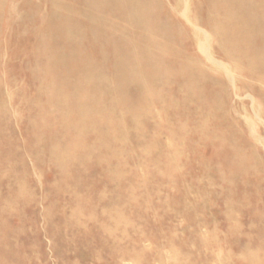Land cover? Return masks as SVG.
I'll return each mask as SVG.
<instances>
[{
  "label": "bare ground",
  "instance_id": "1",
  "mask_svg": "<svg viewBox=\"0 0 264 264\" xmlns=\"http://www.w3.org/2000/svg\"><path fill=\"white\" fill-rule=\"evenodd\" d=\"M17 1L30 4L32 0H0V22L6 18L2 11L4 6ZM39 1L45 3L42 9L44 12L40 18L36 15L32 16H34L35 22H40L41 27L31 34V37L36 41L32 50L34 53H39V57L34 59L32 57V60L34 69H41L43 74L37 85L39 87L38 94L30 104L29 111L37 121L34 120L36 133L39 132L40 125H44L47 132L54 134V132L60 131L64 133L63 137L68 138L57 143L61 144L62 147L54 149V147L50 148L49 146V159L52 164H66L72 159L80 161L77 166L84 164L85 159L91 156L90 151L95 149V145L89 146L81 143V140L87 137L90 131L97 145H101V141L109 138V134L113 133L115 127L121 133L128 130L121 127L122 120L126 118L129 129L134 130L133 133L135 134L139 119L144 122L153 117L152 105L162 104L163 109L168 113L172 110L174 103L179 101L181 107L175 110L179 112L178 117H176L178 121L173 118L174 126L171 125V121H167L166 130L171 135L178 132L181 138L190 136L193 146L202 141L208 144L207 156L203 158L201 154L202 162L199 165L203 169H208L213 178L210 180V184L213 185V182L215 187L212 197H214L213 200H216L215 206H220L215 214L218 219L222 218L220 222H214L213 227L216 232L221 224L226 227L227 238L224 239L223 243L228 251L227 264H264V137L257 135L253 127L254 119L260 125H264V0ZM28 14L30 15V13ZM189 14L192 17H189ZM185 40L189 41L188 46ZM86 41L91 42V48L96 53H85ZM196 42H198L197 45ZM209 42H211L210 48ZM195 46H197L199 53L194 50ZM213 53L220 60L216 56L214 57ZM89 54H94L95 59ZM233 96L235 97L234 102H232ZM156 116L151 120L153 121ZM146 143L148 144L147 141ZM109 159L107 158V161ZM35 160L33 161L35 162ZM137 160L139 159L137 158ZM137 162L139 163L140 160ZM16 179L15 181H17ZM139 197L142 198L143 196L139 195ZM11 199L13 200V198ZM129 200L132 202L131 199ZM189 206L191 208V205ZM4 207L2 204L0 205V212L4 211ZM124 208L123 211H125ZM21 211L23 210L21 209ZM95 211L93 212L95 213ZM78 215L81 214L78 213ZM72 217L75 218L76 216L73 215ZM115 225L119 224L115 223ZM100 229L104 230V228ZM102 248L104 249V247ZM18 252L17 250V254Z\"/></svg>",
  "mask_w": 264,
  "mask_h": 264
},
{
  "label": "rangeland",
  "instance_id": "2",
  "mask_svg": "<svg viewBox=\"0 0 264 264\" xmlns=\"http://www.w3.org/2000/svg\"><path fill=\"white\" fill-rule=\"evenodd\" d=\"M44 6L45 3L39 0H32L30 4H25L21 1H17L13 4H6L4 6V9L2 10L6 18H3V20L0 22V205L2 204V207H5L4 211L0 212V263L227 264L228 251L226 250V246L223 243L224 239L227 238L226 227L221 224V227L217 228V232L214 231L213 227L214 222H220V220L222 219H218L215 214V211H218V208H220V206H215L216 200H213L214 197H212V193L214 192L215 187L213 186V182V185L210 184V180H213V178L211 177L208 169L204 168V170L202 166L199 165V163L202 162L201 154L203 155V158L207 156L206 151L208 144L207 142L204 143V141H202L200 144H195L193 146V142L191 141L190 136H188L187 138H181L178 132H175L173 135H171L166 130L165 124L167 123V121H171L172 126H174L173 124L175 123V121H178V118L176 119V117H178L179 112L175 110L181 107L179 106V101L175 102L176 104L174 103V105L172 106V110L168 113L165 112V110L163 109L164 106L162 104L156 103V105H152L151 110L153 113V117L157 115L155 117L156 119L154 118V120L152 121V117L149 118L150 120L146 119V121L144 122L142 119H139L137 133L135 134L133 133L134 130L129 129V123H127L128 120L126 118L122 120L123 124H121V127H124V130L125 128H127L128 130H125V132L122 131L121 133L118 132L115 127V130L112 131L113 133L109 134L110 137H107L101 141V145H97V142L95 141L94 136L91 135L90 131L87 137L81 140V143L89 146L95 145V149H92L90 151V159L86 158L84 164L79 163L80 165L77 166L78 162H80L79 160L77 161V159H72L66 164H52L49 159V146L50 148L54 147V149L62 147L61 144L57 143L64 141V133L56 131L54 132V134H51L46 131L44 125H40V130L38 133H36L34 130L35 119L29 111L31 107L30 104L34 100V97L38 94L39 87L37 85L40 77L43 74L41 69H34L32 57L33 59L39 57V53H34L32 50V47L36 44V41L33 37H31V34H33L41 27L40 22H35L34 16L36 15L40 18V16L44 12L42 10ZM28 13H30V15ZM8 14L9 16H7ZM189 17H192V15L189 14ZM185 42L187 41L185 40ZM188 42L187 46L189 44ZM197 43L198 42H196V45ZM208 45L210 48L211 42H209ZM85 47V53H96L91 48V42L86 41ZM194 50L198 52L197 46H195ZM89 56L95 59L94 54H89ZM213 56H216L215 53H213ZM199 58L201 59L200 56ZM239 85L240 83L238 84V86ZM234 101L235 97L233 96L232 102ZM187 111L191 112L190 110ZM173 118L175 121L173 120ZM142 123L143 125H141ZM161 126L164 128H162ZM253 127L257 135L264 137V125H260L258 121L254 119ZM127 136L129 139L127 138ZM5 138L7 139V141ZM174 138H176V140H174ZM65 139L67 140L68 138ZM192 139L194 140L195 138ZM145 140L148 142V144ZM113 141L115 144L113 143ZM187 141L188 143H186ZM10 145L12 146V148ZM144 150L145 152H143ZM156 152H159V155ZM37 155L40 156L38 157ZM161 156L165 159H163ZM107 158H110L108 160L109 162L107 161ZM137 158L140 160V164L137 162L139 161L137 160ZM142 158L144 159L142 160ZM33 160H35L36 163ZM73 164L75 167L73 166ZM54 166L58 167L55 169ZM158 166L159 168H157ZM58 168L60 169V172L58 171ZM20 170L22 171L21 173ZM15 179L17 181H15ZM111 180L113 181V183ZM131 189L134 191H132ZM139 195L143 197L140 198ZM127 197L128 200L131 199L132 202H130L129 200L131 205L128 204L129 202L127 200ZM132 197H134L135 199ZM11 198H13V200ZM38 198L40 201L38 200ZM6 201L8 202L6 203ZM77 201L81 205L78 204ZM74 202H76L77 204ZM53 205H55L56 207H54ZM189 205H191V208L193 209H191ZM202 205L203 207H201ZM123 208L125 211H123ZM21 209L23 211H21ZM198 210L201 213H199ZM93 211H95V213ZM115 212L120 216H117L118 214H116ZM55 213L57 216L55 215ZM78 213H80L81 215H78ZM71 214L76 217L73 218V215ZM97 214L99 217L97 216ZM65 216L67 217V219ZM77 216L79 217L77 218ZM76 219L78 220L76 221ZM110 219L112 222L110 221ZM193 220L195 221L194 223ZM115 223L119 224L115 225L116 228L114 226ZM188 224L190 225L188 226ZM21 228L24 233L22 231L20 232ZM100 228H104L105 231ZM15 229H17V231H15ZM26 229L28 230L26 231ZM94 231L96 232V234ZM24 236H26L27 238ZM77 236L79 241L77 240ZM89 236L90 238H88ZM118 236L122 239H120ZM66 238L67 240H65ZM8 243L9 245H7ZM83 247L87 248L84 249ZM102 247H104V249ZM112 249L115 250L113 251ZM17 250L19 251L18 254ZM29 250L36 251H34L33 254V251L29 252Z\"/></svg>",
  "mask_w": 264,
  "mask_h": 264
}]
</instances>
